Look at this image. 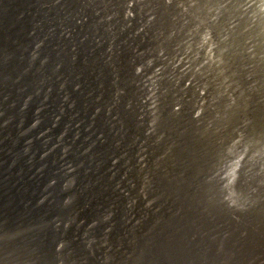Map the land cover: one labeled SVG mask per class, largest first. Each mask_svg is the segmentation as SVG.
I'll use <instances>...</instances> for the list:
<instances>
[{"label": "bare ground", "instance_id": "1", "mask_svg": "<svg viewBox=\"0 0 264 264\" xmlns=\"http://www.w3.org/2000/svg\"><path fill=\"white\" fill-rule=\"evenodd\" d=\"M165 1L166 0H0V264H17V262H18L17 257L19 255V253L17 255H16V253L23 250V249H26L27 251H29V255H30V256L29 255L26 256V257H29L28 262L26 264L34 263V260L37 261L38 264H66V261L70 255L69 250H71V249H74L75 251H77L79 253L82 251L87 252V256H86L87 259L85 260L86 264H110V263L111 264H143V262L145 263V261H149V260H150V264H259L258 261L261 258H264V219L261 218V214L259 215L257 212H254V210H256V209H254V210L252 209L255 206L254 203H253L254 206H252L251 203L247 201L248 205L246 204L247 203L246 202V203H244V204H246L245 206L249 207V203H250V205H251L250 209H252V210L243 209V212H239L240 210L237 208L238 206L236 207V204H234L235 202H238V204L240 205L241 203L238 200L236 201L232 198L235 202L230 203V201H233V200H230L227 198H226L227 200H222L221 198L220 199L217 198V196H214V194L216 192L213 189L216 188L218 185L215 184L216 187H214V188L212 187V190L214 191V194H213L210 185H208V182L206 181V179H207V178H205V177H207L206 175L207 174L210 175L209 173H206V171H204L205 168L208 167L207 166L208 163L206 164L207 161L205 158L209 156L206 153L207 150L210 151L211 150L210 147H212L210 144H209L210 146L208 145V142H210V141H207V144H206V140H205L204 144H206L208 146V149H206V152L204 151V148H203L205 145L200 146L201 145L200 143H202L201 140H203V142H204V139H201V138H203L204 135L203 136L201 135L202 137L198 138L200 140V143H197V141H198L197 138L195 139V142L193 143V140H192L193 136L191 134H193L192 129L194 127L192 125H191L192 129L190 128L191 129L190 132L192 131L190 134L192 136V139L190 138L191 136L189 137L190 140H192L191 142L188 141L189 135L186 136L187 138L183 137L182 134H181L182 137H179V139L181 138L183 140L182 144H181L182 140H180V142L178 141L181 144V147L184 145L183 143H186V145H184V147H182V148L180 146H179L180 147L179 148L177 146L173 147L170 145L173 143L170 141L171 137L172 138L175 137L178 139V135L180 134L176 127H175L176 129L173 128L176 134H174L173 130L170 131L172 134L175 135L174 137L170 136L171 134L170 135L167 134V133H169V130L167 129L168 127H164L165 129H167V132H164V133H166L165 137H167L166 135L170 136V138L168 137L169 142H166L167 140L162 139V138H164V136L161 137V135H159L160 137H158L157 134L159 132L155 135L156 131L159 128L162 130L163 125L159 124L160 126L159 125L157 126V119H158V113H159L158 107L159 106L158 107L156 106L158 104V101L154 99L156 95L153 98V93H155L156 91L152 92V90H151L152 87L147 84L148 79L151 80L150 76H148V75L155 72L154 70H157V72H158L157 68H159V66H160L158 64H160V63L162 64V62L164 64L166 62V61L164 62L166 56H164V58H163L162 53L164 51H166V50L163 51V48L165 49V47H167L168 40L165 38V36L163 34L165 33V31L168 32L170 30L175 32V30H172V28H174L173 27V26H175L174 24L177 23L175 21V23L172 24V22H174V21L171 19L174 16L173 14L175 11L172 14L170 12V8L168 6V3H166ZM187 6H186V8H187ZM248 9H250V8H248ZM261 9H263V8L261 7ZM261 9H259V10L261 11ZM192 15H190V16H192ZM209 16H210V14H209ZM236 16L238 17V15H236ZM179 17H181V16H179ZM189 17H187V19ZM177 18L174 17L175 20ZM180 19H182V18H180ZM201 19H202V17H201ZM189 20L191 21L192 19H189ZM204 20H206V19H204ZM180 21L181 20H179L178 23H180ZM213 21H214V19H213ZM235 21H234V23H235ZM184 22L187 23V20ZM238 22L236 21V23H238ZM202 23H204V21ZM202 23H201V25H202ZM170 24H172V27H170L171 28L170 30H167L168 26ZM188 24L191 25V23H188ZM188 24L186 25L184 23V25H186L187 30L190 29V27H193V26H189ZM193 24L194 23H192V25ZM255 24H254V27H255ZM194 25H196V24H194ZM220 25H222V23ZM177 26H180V25H177ZM188 26H189V28H188ZM251 26H248V27H251ZM183 27H185V26H183ZM200 27H201V30H203L202 29L203 27L202 26H200ZM205 27H206V25H205ZM179 28H182V27H179ZM209 28H211V26ZM252 28H253V26H252ZM252 28H250V29H252ZM29 29H30V31H29ZM184 29L185 28H183V31H184ZM250 29H248L247 31L249 32ZM255 29H257V28L255 27ZM255 29H253V30H255ZM180 30L176 29V31L179 35L181 33ZM192 30H193V28H192ZM243 30H244V28H243ZM179 31H180V33H179ZM189 31H187L186 34H188ZM220 31H221V29H220ZM257 31H259V30H257ZM184 32H186V31H184ZM191 32H193V31H191ZM262 32H263V30H262ZM194 33H196V32H194ZM241 34L242 33H240V35ZM167 35H170V34H167ZM179 35H178V37L180 38ZM182 35H181V37L183 38ZM189 35L190 36L187 37V39L189 38L188 41L190 40L192 33ZM194 35L197 36L196 34H194ZM194 35L190 41L192 42V40L195 39V41H193V42L196 43V38H194L195 37ZM202 35L204 36V34H202ZM243 35H245V34H243ZM243 35H241V36H243ZM248 35H249V33H248ZM255 35H256V33H255ZM184 36H186V35L184 34ZM260 36L262 37L263 35L260 34ZM260 36H257V39ZM178 37H176V38H178ZM206 37H207V33H206ZM211 37H210V35H208V38L206 39V41H208L210 39L209 40V43H210L211 40L213 39ZM234 37L238 38L237 36H234ZM246 37H248V36L246 35L245 38ZM15 38L18 39V41H15ZM173 38H174V34H173ZM173 38H171V39H173ZM226 38H228V37H226ZM183 39H185L184 41L187 40L186 37ZM198 39L199 38H197V40ZM246 39L248 40V38H246ZM249 39H250V37H249ZM262 39H264V36ZM177 40L179 41L180 39H177ZM177 40H174V42L175 41L177 42ZM202 40H204V37L202 38ZM258 40H260V38ZM228 41H229V39H228ZM234 41L235 40H233V42ZM239 41H240V39H239ZM254 41L255 40H253V44L255 43ZM21 42H22V45L20 44ZM169 42H170V40H169ZM189 42H186V43H189ZM191 42H190V45H192ZM231 42H232V40H231ZM231 42L229 41L230 44H232ZM241 42H242L241 44H243L242 40H241ZM247 42H249V41H247ZM260 42L261 41H259V43ZM31 43H32V46H31ZM41 43H43V44H41ZM197 43H198V41H197ZM197 43H196V45H197ZM214 43H215V41H214ZM71 44H74L75 47H70ZM180 44H181V42H180ZM244 44H246V41L244 42ZM247 44L249 46V43H247ZM262 44L264 45L263 42H262ZM43 45H44V47L41 50V47ZM171 45L172 44H170L169 47L172 48ZM221 45H222V43H221ZM193 46H195V45L193 44ZM213 46H216V44ZM220 46H219V48H220ZM239 46L240 45H238L237 48ZM248 46H247V48H248ZM175 47H177V45L174 46V48ZM180 47L181 46H179V48ZM241 47L243 48L245 46H240V48ZM195 48L199 49V46H196ZM217 48H218V46L216 47V49ZM233 48H235V47H233ZM72 49L74 52H73L72 57L70 59V63H71V69L70 70H74V67L76 69L80 65L79 66L80 70H78L79 73L76 71H71L70 75L73 76L72 79H74V78L77 79L78 77H75L76 75L87 77V78L94 75V74L96 76H98V78L104 84L102 87H100L101 89H100L99 95L102 96L101 93L103 91L104 92L108 91L107 92L108 94L107 93L106 94H107V96H109L110 105L115 106V105L119 104V105H117V107L119 108L118 110L120 112V115H122L123 119L118 121L119 113H118V111H116V107H115L114 111L116 112L117 117L114 118L112 122H110L109 120L103 119V118H106L105 113L102 114L103 117L100 114L98 115V117H102V119H103V120L100 119L96 122L99 125V127L100 128H106V126H108V128H110V130L108 132L109 136L107 139V143L109 144V146H112L113 144L116 143L115 144L116 156H113L112 158H107L102 163L96 164V166H98V167H96V168L92 167L91 169L87 170L86 173H79V180L81 179V181L84 178L89 177L90 174H92V173H90V171H94V174H92V176L95 175L96 173H112L110 175V177H107L106 180L101 179L99 182H95V183L88 182L89 181V178H88V181L87 180L82 181L83 186L81 188H79V190H77V192H75V194L73 193L72 187L70 190V188L67 187L68 188L67 189L64 186V188L61 190V192H59V194L56 195V194H54V189L56 190V188L53 187L55 182H56V181H54L56 179L55 177L58 175V173L60 174V172H61V174L63 175L62 177L64 178V177H66L65 174H68L69 171L72 169V167H70L71 169L68 168L67 172H64V170H57L58 164H61L63 167L66 168V166L69 163H72V162L68 161L70 154H68L66 156L65 152L64 153L59 152V148L61 146V143L63 142V137H64L63 133L67 130L68 125L66 126V128L62 132V135L59 138L60 142L53 144V145H50L51 142H49V140H48L47 134H49V133H47L43 129L46 127L45 126L46 123H47V125L52 124L51 125V128H52V126L55 125V123L57 121L62 120L61 117L56 119V114H55V111L57 110V107L59 105L58 89H55L56 95L53 98H51V97L49 98L50 90L53 88V86L56 87V84H55L56 81L53 80L54 72H53L51 62L54 61L55 64H53V65H56V67H61V69H62L63 68L62 66H65V64L67 63V60L69 58V54L72 53ZM166 49H168V48H166ZM183 49H182V51L185 50V49L184 50ZM203 49H205V48H203ZM222 49L224 51V48H222ZM255 49H257V48H255ZM263 49H264V47H263ZM232 50H234V49H232ZM237 50H236V52H237ZM249 50L251 51L252 49L249 48ZM177 51H179V50L177 49ZM180 51H181V49H180ZM231 51H229V53ZM244 51H246V50L244 49ZM250 51H249V53L251 54ZM256 51H254V52H256ZM261 51H262V49H261ZM41 52L44 53V55H46L47 57L52 56L54 59V60L50 61V63L47 65L46 70L44 68H45V65L48 61L45 60L44 58L41 59L40 64L38 66H35V62H36L37 58H39V55H41ZM171 52H173V51H171ZM171 52H169V53H171ZM186 52H188L187 48H186ZM197 52H199V51H197ZM240 52H241V50H240ZM242 52H243V50H242ZM263 52L264 51H262V53ZM178 53H180V52H178ZM178 53H176V55ZM219 53H224V52H219ZM225 53L228 54V52H225ZM258 53H256V54L258 55ZM168 54H166V55L168 56ZM247 54H248V52H247ZM250 54H248V56ZM171 55H172V53H171ZM171 55H169V57ZM176 55H174V52H173V56L175 57ZM179 55H182V54H179ZM185 55H187V53ZM185 55H184V57H185ZM189 55L191 58L192 57L191 54H189ZM223 55L220 56L221 59H222ZM238 55L239 56H237V55L236 56L238 57V60H239L241 55L240 54H238ZM243 55L246 57V55L244 53H243ZM259 55H260V53H259ZM198 56H200V55H198ZM225 56H226V54H225ZM250 56H252V54ZM250 56H249V58H250ZM254 56H252V57H254ZM79 57H81L82 59L79 63H77L76 61H78ZM200 57H203V56H200ZM229 57L232 58L230 55H229ZM245 57H243V58H245ZM262 57H263V55H262ZM262 57L260 60L261 63L264 60V57L263 58ZM186 58H188V57H186ZM196 58H197V56H196ZM246 58H248V57H246ZM172 59H174V58L172 57ZM181 59H182V57L180 58V60ZM224 59H226V58H224ZM241 59H240V61H241ZM255 59H256V57H255ZM255 59L253 58L254 61H255ZM166 60H169V58ZM180 60L178 61V63L181 62ZM214 60H215V58H214ZM204 61L202 63H204ZM24 62H25V64L23 65ZM168 62H171V61H168ZM187 62H189V61L187 60ZM212 62L216 63V60L212 61ZM249 62L252 63V60L251 61L249 60ZM191 63H193V61ZM206 63H205V65H206ZM214 63H210V64H214ZM235 63H234V65H235ZM238 63H240V62H238ZM253 63H252V66L254 65ZM197 64L199 66V63H197ZM197 64H196V68H197ZM210 64H209V66H211ZM223 64L225 66V63H223ZM22 65H23V67H22ZM166 65L167 66L170 65V63H168ZM175 65H174V67H175ZM188 65H189V67H191L189 63L187 64V66ZM215 65H218V64H215ZM244 65H245V63L243 64V67H244ZM156 66H158V67L156 68ZM171 66H168V69H171ZM181 66H183V65H181ZM240 66H241V63H240ZM27 67L29 70H25ZM184 67L185 66H183V68ZM201 67H204V66H201ZM256 67H258V66H256ZM256 67H254L253 69L251 68L252 72L254 69L256 70ZM192 68L198 71V68L196 69V68H194V66H192ZM231 68H229V70ZM246 68H248V66ZM261 68L264 69V65H262ZM34 69H35V71H34ZM57 69L59 70L60 68H57ZM159 69H161V67ZM164 69H165V67H164ZM164 69H162V70L164 71ZM168 69L166 68L165 70H168ZM251 69H249V70H251ZM263 69H262V71H263ZM94 70H98V71L95 73ZM140 70L143 71L144 73L143 72L141 73ZM186 70H188V69H186ZM189 70L191 71V69H189ZM218 70H220V69H218ZM240 70L243 72L242 68ZM33 71H34V76L30 74V73H33ZM163 71H161L163 74L159 72L160 74H158L157 76L164 75ZM171 71H173V70L171 69ZM236 71L232 72V74L236 73V75H237L238 71L237 72ZM258 71H259L258 74H262V73L264 74V72H262V71L260 72V70H258ZM157 72H155V73H157ZM169 72L170 71L168 70V74H165V75H169ZM192 72H194V71H192ZM166 73H167V71H166ZM175 73H178V72H174L172 74H175ZM207 73L208 74L210 73L209 67H208ZM218 73H219V71L217 72V74ZM254 73H252V75ZM144 74L146 76H148V79H146V76ZM198 74H199V72H198ZM210 74H213L214 77L216 76L215 75L216 73L214 74V72H212ZM232 74L231 73L228 74V75H231L228 77L231 78ZM234 74H233V77H234ZM178 75H174V76H177V78H179ZM199 75H202V74H199ZM213 75H211V76H213ZM239 75H241V74H239ZM242 75H243L242 78H244V76H246L247 74L245 75V73H244ZM157 76L155 78H157ZM174 76H172L171 79ZM179 76H181V74ZM192 76L194 77V74H192ZM32 77H33V81L31 82ZM196 77H197V75H195L194 78H196ZM216 77H218V76H216ZM216 77H215V79H216ZM224 77H226V76H224ZM252 77H251V75L249 76V78H252ZM160 78L162 79L161 80L162 82L164 80H166V79H163L164 78L163 76ZM174 78H176V77H174ZM181 78H180V80H181ZM183 78H184V76H183ZM187 78L189 79V76ZM199 78H197V79H199ZM237 78L238 77H236V80H237ZM261 78L264 79V77H261ZM190 79H189V83L193 80L192 79L190 81ZM197 79H195V81ZM210 79H212V78H210ZM231 79H232L231 81H233V78H231ZM157 80H159V79H157ZM180 80L179 81L176 80V82L177 81L180 82ZM222 80H224V79L222 78ZM255 80L257 81V79H255ZM151 81H149V82H151ZM185 81L186 80H184V82ZM202 81L200 82V80H198L197 82L198 83L200 82V85H201ZM211 81H213V80H211ZM225 81H226V79H225ZM225 81H223L221 83H224ZM250 81L252 82L251 79H250ZM253 81H254V79H253ZM217 82H218V80H217ZM238 82L239 81H237L236 83H238ZM240 82H241V78H240ZM152 83L153 82H151V84ZM156 83H159V82L156 81ZM198 83H197V85H199ZM211 83H207V85H209ZM225 83L224 84L227 86L228 82H225ZM234 83L232 82L230 84H234ZM253 83H255V82H252V84ZM61 84H65L64 79L61 80ZM154 84H152V85H154ZM174 84H175V82H174ZM184 84H186V83H184ZM205 84L202 87V89L206 88ZM238 84L240 85V83H238ZM243 84H245V82ZM23 85H27L26 91H24V89L21 88ZM165 85H163V86H165ZM178 85L180 86V84H178ZM194 85L196 87H198L196 85V83H194ZM253 85H251V86L254 88L255 86H257L259 84L257 83V85H255V86H253ZM260 85H262V84H260ZM156 86L157 85H155V88H158ZM163 86H161L162 89H163ZM176 86H174L172 89H174ZM184 86H183V88H184ZM149 87H151V88L149 89ZM167 87H170L169 84ZM217 87H219V86H217ZM227 87H229V85ZM240 87H242V85ZM252 87L249 86L250 91H252ZM261 87H264V85ZM261 87L259 86L258 89L259 88L262 89ZM229 88L231 89V87H229ZM162 89H160V91L164 93V91H162ZM202 89H200V91ZM235 89H236V87H235ZM256 89L257 88H255V90ZM157 91H159V90H157ZM174 91L178 92L180 90L174 89ZM205 91H206V89H205ZM218 91H220V89ZM86 92L88 93V91H86ZM173 92H171V94H173ZM185 92L188 93V91H186V88H185L184 92L182 91V93L184 94ZM212 92H213V90H212ZM187 93H185V96ZM204 93H206V92H204ZM198 94H200V92H198ZM250 94H251V92H250ZM250 94H249V96H250ZM91 96L92 95H88L87 97L90 98ZM173 96H174V94H173ZM185 96H184V98L186 99ZM211 96H213V95H211ZM260 96H262V94ZM161 97H162V94H161ZM200 97H199V99H201ZM205 97H206V95H205ZM218 97H221V96L218 95ZM235 97H237V95ZM207 98L208 97H206L204 100H206ZM258 98H256V99L258 100ZM45 99H47V100L45 101ZM246 99H250V98L245 97L244 100H246ZM33 100H34V102H33ZM52 100L53 101L58 100V104L56 105V108H54V109L51 108ZM83 100H84V97L82 95V92H76L74 105L72 107H75L76 110L81 111L83 109V108H81V106L84 105ZM94 100H96V98ZM94 100L89 99L88 103H92V102L94 103ZM134 100H135V105L131 106L130 104ZM159 100H160V98H159ZM164 100H165V97H164ZM177 100H179V99H177ZM196 100H197V98H196ZM210 100H212V98ZM253 100H250V101L253 102ZM174 101H175V99L172 98V103ZM201 101H203V100L201 99ZM201 101L199 100V103ZM32 102H33V106L30 105V104H32ZM95 102H97V100ZM205 102H209V105L212 106L210 101H205ZM212 102H214V101H212ZM231 102L233 103L234 101H231ZM46 103L48 104L47 105L48 106L47 111L43 113L42 118H41L39 116V113H41V110L44 108L43 105ZM56 103H57V101H56ZM182 103H186V102L183 101ZM182 103H178V104H181V106H182ZM202 103H204V102H202ZM202 103H201V105H203ZM220 103L222 104V102H220ZM227 103H229V101ZM235 103H237V102L235 101ZM166 104L168 105V103H166ZM175 104H173V108H174V106L177 105V104L176 105ZM204 104H206V103H204ZM234 104L232 106L233 108L235 106H238V105H236V104L234 105ZM169 105H170V103H169ZM190 105H192V104L190 103ZM196 105L197 104H195V107H196ZM206 105H208V104H206ZM228 105L226 107H229ZM183 106H182V108L184 110ZM203 106H205V105H203ZM240 106H242V105H240ZM243 106H245V108H246L245 103L243 104ZM251 106H252V104H251ZM259 106H261V105H259ZM259 106L257 108H259ZM168 107L171 108L172 104ZM168 107H167V109H168ZM176 107H178V105ZM176 107H175V109H176ZM199 107H200V105H199ZM207 107H208V109L209 108L211 109V107L206 106V108ZM173 108L171 109V111L175 112V111H173V110H175ZM204 108L205 107H203V109ZM250 108L248 109V113L252 112L249 110H252V108H254V107H252L251 109ZM165 109L166 108H164V110ZM179 109H180V106L178 107L177 110H179ZM200 109H202V108L200 107ZM200 109H198V111ZM205 109H204V111H205ZM214 109H212V111ZM223 109H228L229 111H231L229 108H223ZM223 109L222 110L219 109V110H221V113H222ZM26 110L27 111L32 110V112H33L32 121H30L31 114H27ZM168 110H166V111H168ZM233 110L231 112H233ZM111 111H113V109H111ZM114 111H113V113H114ZM198 111H196V112H198ZM239 111H242V110H239ZM163 112H165V111H163ZM163 112L160 113L162 115L159 114L160 117L163 116ZM172 112L169 113V111H168V115L171 114ZM206 112H207L206 116H207V114L209 115L211 113V111H210V113H208V111H206ZM213 112H215V111H213ZM217 112H218V109H217ZM217 112H215L214 115L217 114V116H218L219 114ZM181 113H184V112L181 111ZM192 113L194 114V112H192ZM192 113L188 112V114H192ZM221 113H220V118L222 120V117H224V116H222ZM224 113H225V110L222 114H224ZM244 113H245V110H244ZM61 114H62L61 116H63L66 120L67 117L64 114L63 110L61 111ZM164 114H165V117L168 116L166 113H164ZM211 114L213 115V113H211ZM211 114L209 117H211ZM242 114H243V112H242ZM245 114H247V113H245ZM258 114H260V113L258 112ZM179 115H182V114H179ZM200 115L204 117V115H202V114H200ZM227 115H225V116H227ZM229 115H230V113H229ZM233 115H235V113L232 114V117H233ZM249 115H246V117ZM193 116H195V115H193ZM213 116H212V118H214ZM190 117L192 118V115H190ZM203 117H199V120L202 121L204 119ZM227 117L230 120L232 119V117H229V116H227ZM235 117H236V115H235ZM239 117H240V113H239ZM253 117H254V114H253ZM200 118H203V119H200ZM228 118H226V119H228ZM241 118H242V115H241ZM257 118L258 117L256 114V119ZM251 119H253V118H251ZM8 120H10V122H8ZM165 120H166V118H165ZM199 120L197 122H200ZM213 120L215 121V119H213ZM217 120H219V118ZM205 121H206V119H205ZM205 121H204V123L206 124ZM246 121H247V119H245L244 122H246ZM168 122H170V121H168ZM168 122L166 124H168ZM194 122H195V120H194ZM211 122L212 121H210V123ZM227 122H228V120H227ZM247 122H250V120ZM170 123L173 124V122H170ZM215 123L217 124L218 122H215ZM223 123L224 122H221V123L219 122V124H223ZM229 123L226 124V122H225V125H227V126H225V125L224 126L228 127V125L229 126L232 125L231 121ZM233 123H234L233 124L234 126L232 125V127L234 128L235 122H233ZM29 124H31V125H29ZM176 124H178V123H176ZM189 124H192V123H189ZM189 124L185 125V127L183 125L182 127L187 128V126L189 127ZM199 124H202V122ZM262 124H264V123H262ZM262 124L260 123L259 125H262ZM173 125H175V124H173ZM212 125H214V124H212ZM212 125L209 127L208 123H207L205 130L207 131L208 128L211 129ZM237 125H238V122H237ZM240 125L241 124L239 123L238 126H240ZM242 125H244V123ZM29 126H32V127L28 129ZM161 126H162V128H161ZM164 126H166V125L164 124ZM194 126H196V125H194ZM217 126H219V125H217ZM170 127L171 126H169V128ZM200 127L203 128L202 125ZM216 127H215V130L213 129L212 133H214V131H218L216 129ZM232 127L230 126L231 130H232ZM246 127H247V124H246L245 128ZM51 128L48 130H51ZM127 129H129V130L131 129V131H134L133 132L134 134H132L133 140H127L128 138H130V134L128 133ZM165 129H164V131H165ZM195 129L197 131L198 128H195ZM262 129H264V128H262ZM223 130H222V132L224 133V131L226 129L224 131ZM235 130L238 131L239 129L235 128ZM240 130L246 131V130L241 129V128H240ZM200 131H202V130H199V132ZM206 131H202V133L206 132ZM162 132H163V130H162ZM162 132L160 131L161 134H162ZM184 132L190 133L189 129H185ZM227 132L228 131L226 130L225 134ZM111 133H113V134L111 135ZM186 133H184V134L186 135ZM195 133L193 134L194 137H196ZM217 133L220 135L221 131H220V133H219V131ZM240 133H241V131H240ZM240 133L238 132L239 137L241 138L242 135ZM229 134L230 135H228V136H229V138H231L232 136H234L235 133L233 135H231V133L229 131ZM242 134H245L244 136H246V137L248 135L247 132L242 133ZM211 135H209V136H211ZM207 136L208 135L206 134L205 137H207ZM223 136H226V135H223ZM223 136L221 135L222 139H223ZM218 137H220V136H218ZM226 137H225V139L228 138V137L227 138ZM239 137L235 136L236 139ZM259 137H260V135H259ZM184 138L188 139V140H184ZM229 138L227 140L230 143L231 140H229ZM247 138H246V140H247ZM177 139H175V140H177ZM206 139H208V138H206ZM233 139H234V137L232 138V140ZM243 139H244V141H246L245 137ZM260 139H262V141L261 140H259V141L263 142L264 137H262ZM175 140H172V141L175 142ZM227 140H225L226 141L225 142L226 145L224 144L225 147L228 144ZM184 141H186V142H184ZM187 141L189 142V144H187ZM233 141H237V140H233ZM178 142H175L176 145L177 144L180 145ZM191 143H192V145H191ZM124 144H126V145H124ZM133 144L136 145V147L134 148L135 151L129 152L128 147L133 149ZM220 144L221 143H218V145H220ZM232 144H233V142L231 143V145ZM251 144H250V146H251ZM259 144H256L255 146L258 145L257 147H259ZM222 145H223V143H222ZM224 145H223L222 149L225 148ZM231 145L228 144V146L232 147L230 149H234L233 146L235 144H233L232 146ZM262 145H264V144H262ZM207 146H205V148H207ZM235 147H238V146L236 145ZM257 147H253V148H257ZM261 147L262 148L259 147L260 149H256V150H259V154H260V150L262 149L261 150V151H263L262 155L264 156V154H263L264 148H263V146H261ZM126 149H127V151H126ZM226 149H227V147H226ZM230 149L228 147L227 150H225V149L221 150V151H224L226 153L223 152L224 154L220 155L219 157L220 158H221V156L226 157V154L227 155L230 154L229 152L233 153L234 151H232V150L229 151ZM236 149L237 148H235V150ZM241 149L243 150V148H241ZM250 149H252V148H250ZM242 150H239V151L241 152ZM256 150H254V151H256ZM227 151L229 154L227 153ZM251 151H253V149ZM256 152H258V151H256ZM129 153H134L135 158L131 159L132 162H130ZM235 153L236 154H234V153L233 154L237 155V152H235ZM241 153H240V158H241V156L244 155V154L242 155ZM243 153H244V151H243ZM233 154H231V155H233ZM252 154L254 155L255 152L254 153L252 152ZM259 154H257L256 156L254 155V157L251 155H245L243 157L246 158V156H251L253 158H251V157L250 158L255 160V157H257ZM196 155L197 156L201 155V156L199 158ZM262 155H260V156H262ZM212 156H213V154H212ZM230 156H227L226 158H228ZM238 156H239V154H238ZM238 156H235V157L238 158ZM103 157H104V155H103ZM210 157L207 159H210ZM235 157H233V160ZM216 158H217V156H216ZM82 159L83 158H79V162L77 164V166H78L77 169L84 168V166H85L84 160H86V158H84L83 160ZM229 159L230 158H228V160ZM258 159H260V162H261V159L263 160L264 157L257 158L256 160H258ZM123 160H125V161H124L123 165H121ZM67 161H68V163H67ZM214 161H219V159L218 160L214 159ZM214 161H212V162H214ZM221 161L224 162L222 159H220V161L216 162L215 164H217V165H218V163L221 164L222 163ZM225 161H227V159ZM232 161H230V164L231 163L233 164L234 161L233 162ZM238 161H241V159L239 160V158H238ZM247 161H249V160H247ZM263 161L261 163L259 161H255V162L260 163L262 165V164H264ZM109 162H111V164H109ZM252 162L255 163L253 160H252ZM236 163H238V162H236ZM245 163H243V164H245ZM253 163L250 165L252 166ZM91 164H93V163H91ZM91 164H89V168L91 167ZM108 164H109V166H108ZM220 164H219V166H220ZM224 164H225V162H224ZM224 164H222V168H224L223 167ZM230 164H228V165H230ZM212 165H213V163H212ZM238 165H239L238 167H241L242 164L238 163ZM254 165H258V164L255 163ZM214 166H216V165H214ZM219 166H216V168L218 167L217 170L220 169L221 166L220 167ZM230 166H232V165H230ZM259 166L260 165H258L257 168ZM105 167H107V168H105ZM147 167H149L150 169H149V171L145 172V168H147ZM235 167H237V166L234 165L233 168H235ZM263 167H264V165L261 166V168H263ZM43 168H45V169H43ZM115 168H116V170L112 171ZM229 168H230V170H227L228 168L227 169L225 168V169L227 171H233V170H231V167H229ZM246 168H248V167L244 166V170ZM86 169H88V168H86ZM212 169H214V168L212 167ZM255 169H256V166H255ZM217 170L214 169L213 172H216ZM244 170L242 172L247 173V169H246V171H244ZM260 170H262V169H260ZM260 170H258V171L261 172ZM201 171L202 172L204 171V173H206V174H204L205 177L202 176L203 174L201 175V173H202ZM220 171H223V169L222 170L220 169ZM239 171L241 172V170H239ZM258 171H256V172L259 173ZM224 172H226V171H224ZM236 172H237V170H236ZM251 172L253 173V171H250L247 173L248 179H249V174H251ZM55 173H57V174H55ZM128 173H135V176L130 179L129 178L130 175H128ZM149 173H151V175H149ZM217 173H219V172H217ZM232 173L230 172L229 174L231 175ZM262 173H263V171H262ZM262 173H260L259 175L264 176V174H262ZM82 174H85V176H87V177H83ZM215 174L216 173H214V177H217L218 174H216V175ZM224 174L225 173H223L222 175H224ZM240 174L242 175V173H240ZM254 174L256 175L255 172H254ZM77 175H78V173H77ZM237 175H239V173ZM237 175H236V178H239L240 175L238 177H237ZM258 176H257V178H260V176L259 177ZM219 177H221V172L219 174ZM225 177L226 176L224 175V178ZM233 178L235 179L234 176H233ZM241 178H242V176H241ZM241 178H240V180H242ZM257 178H256V182L255 181H253V182L257 183ZM213 179H212V182H214V180L217 181V179H214V180ZM251 179H252V177H251ZM253 179L255 180V177ZM51 180H53V182ZM72 180H73V184H74L76 177L73 176ZM218 180H220V179L218 178ZM228 180H229V178H228ZM231 180H233V179L231 178L229 181H231ZM237 180H239V179H237ZM244 180H246V179L242 180V184L243 183H244V185H246L247 183L250 184L249 183L250 180L248 182L246 181V184H245V182H243ZM260 180L264 183V181L261 178H260ZM221 181L222 180H220L219 183H217V184H220ZM224 181H225V179H224ZM113 182H114V185H113ZM210 182L211 181L209 180V183ZM232 182H231V184H232ZM67 183L68 182L66 180L65 185ZM118 183H120L124 187H126L122 191V193L119 197L116 196V191L118 189V188L116 189V186ZM135 183H137V184L135 185ZM223 183H225V185H227L226 184L227 182H223ZM233 183H235V182H233ZM145 184H147V186ZM236 184H234V185H236ZM257 184H259V183H257ZM137 185H138V189L136 188ZM211 186H213V184ZM219 186L222 187L223 185H219ZM227 186H226V188H225V186L223 188H225V190H226V189H228ZM141 187H142V189H145V190H147V188H148L147 191H149V193L151 192L152 194H154L155 197H157L158 199H161L163 201V205L168 204L167 211H170V215H167V214L161 215L160 221L157 222L155 224V227L152 229L149 226L151 223L144 225V229L142 231V234L140 235L139 245H140V248L142 249V252H140V257L135 258L131 254L127 255L125 251H123L124 254L123 253L115 254L116 252H114V254H115L114 255L113 251H112V253L110 252V249L113 245H111V247H110V245H108L109 247L108 246L104 247L103 245H99L100 247H104L103 248L104 253L99 252L98 243L99 242L101 243L103 240L97 241L94 238L91 239V235H93V236L97 235L98 231L103 229L104 239L110 240L111 241L110 244H113L114 243L113 238L114 237L116 238V234H115V236H113L115 226L113 223H110L109 221L111 218L116 217V205L118 203V200H121V198L125 199L126 205L129 206V208L132 207L134 204L138 205V207H141L140 202H139V197L141 195V192L139 193V191L141 190L140 189ZM241 187L242 186H240V188ZM245 187H247V186H245ZM248 187H250V186L248 185ZM223 188L221 190H223ZM230 188H234L237 191V187L236 188L230 187ZM255 188H257V187H255ZM261 188L258 187L257 189L261 191ZM243 189L245 190V188H243ZM250 189H251V187L247 190L249 191ZM257 189H255L253 191L257 192ZM66 190H67V193H66ZM218 190H220V189H218ZM218 190H217L218 193L221 192ZM231 190L234 191L233 189H231ZM56 192H57V190H56ZM247 192L242 191L241 193L246 194ZM262 192H260L259 194H261ZM83 193L85 194V197H84ZM218 193H216V194H218ZM229 193H228V196H229ZM251 193L252 192H250V194ZM232 194H234V193L232 192ZM224 195H226V194H224ZM237 195L241 196L240 193L239 194L237 193ZM76 196H77L78 200H80L79 203H80L81 210H79L74 204ZM218 196H220V195H218ZM239 196H237V198ZM255 196L257 197V194L254 195L253 197L255 198ZM105 197H106V199H105ZM253 197H252V199H254ZM261 197H257V198L261 199ZM230 198H231V196H230ZM240 198L241 197H239L238 199H240ZM249 198H251V196ZM257 198H256V201L258 200ZM241 199H243V197ZM248 199L246 196V200H248ZM260 199L258 201L262 200V199L261 200ZM263 200H264V198H263ZM104 201H106V202L103 203ZM256 201H254V202H256ZM243 202H244V200H243ZM261 202H263V201H261ZM100 203H103L102 207H98V205ZM106 204L109 206V208H107L105 211L106 217L101 218L102 213H103L101 211V209ZM258 205H259V203H258ZM258 205H257V207H258ZM260 206H261V204H260ZM69 207H72V213H70L68 211ZM263 207H262V209H263ZM255 208H256V206H255ZM107 210H108V212H107ZM140 210H142V209H140ZM145 213L148 214L149 211L145 212ZM261 213H263V212L261 211ZM71 214H72V216L69 218V216ZM149 215H152V214L150 213ZM232 215H234L235 218L228 220L230 218V216H232ZM146 217H147V215H146ZM68 218H69L68 224H66L64 228L60 229L61 227L59 225H62V221L63 220L65 221V219H68ZM11 219H13V220L11 221ZM129 219H130V215L127 213L126 214V221H128ZM79 221H82L81 226L77 225V223ZM115 224H116V220H115ZM109 226H113V229L110 228L111 229L110 231H106V229ZM34 227H36L37 229ZM225 227H227V228L229 227L232 230H228V231L226 230L225 231L224 230ZM32 252H34V255H31ZM262 263H264V262H262Z\"/></svg>", "mask_w": 264, "mask_h": 264}, {"label": "rangeland", "instance_id": "2", "mask_svg": "<svg viewBox=\"0 0 264 264\" xmlns=\"http://www.w3.org/2000/svg\"><path fill=\"white\" fill-rule=\"evenodd\" d=\"M186 3H185V2ZM188 1V2H187ZM241 1V2H240ZM166 3H168V6H169V8H170V12L173 14V12H174V16L172 17V19L171 20H173L174 22H172V24L173 23H175V21L177 22V23H175L174 25L177 27H175V26H173L174 28H172V30H175V32L174 31H171L170 29V27H172V24H170L169 26H168V29L167 30H170V31H165V33L163 34L164 36H165V38L168 40V45H167V47H165V49L163 48V51L164 50H166V51H164L163 53H162V57L164 58V56H166L165 57V60H164V64H163V62H162V64L160 63V64H158V65H160L159 66V68L161 67V69H159V68H157L158 66H156V68L158 69V72H157V70H154L155 72H157V73H155V72H153V73H151L150 75H148V76H150V79L152 80H149L148 79V76H146L145 74V76H146V79H148V85L149 86H151V87H149V89L151 88V90H152V92L154 91H156L155 93H153V98H154V96H155V100H157L158 101V104L156 105L157 107H158V119H157V126L160 124H162L163 125V128H162V126H161V128H162V130H163V132H162V130L159 128L157 131H156V133H155V135L157 134L158 135V137H160L159 135H161V137L162 136H164V138H162V139H164V140H167L166 142H169L168 140H169V138H170V136H175L174 134H176L175 133V131H174V129L173 128H177V130L179 131V135H178V139H179V137H182V135H183V137H185V138H187L186 136H188V138L192 135L193 136V139H192V136L190 137L192 140H193V143L195 142V139L197 138H201L203 135V138H201V139H204V142H203V140H201V142L203 143H200V140L198 139V141H197V143H200L201 145L200 146H207L206 144H207V141H210V142H208V145L210 144L212 147H210L211 148V150L209 151V150H207V152H206V149H208V146H207V148H205V146L203 147L204 148V151L207 153V155H209L208 157H206L205 159H206V164L208 163V167H206L205 168V170L204 171H206V173H209L210 175H206L207 177H205V175L204 174H206V173H204V171L201 173V175L202 176H204L205 178H207L206 179V181L208 182V185H210V187H211V190H212V187L214 188V187H216V185H218L216 188H214L213 190L216 192V193H218L217 192V190L218 189H220V190H218V191H221V192H219L218 194H214V191L212 190V193L214 194V196H217V198H221L222 200H227V199H230V200H238L241 204H243V205H239L238 204V202H235L234 200L233 201H230V203H234V204H236V207L239 209V210H243V209H248V210H254V209H256V210H254V212H257L259 215L261 214V218L262 219H264V200H263V198H264V183L260 180V178L264 181V176L263 175H259L260 173H262V171H263V173L262 174H264V167L263 168H261V166H263L264 164H260L263 160L261 159V162H260V159H258V160H256L257 158H260V157H264L263 155H262V152L263 151H261L260 150V154H259V150H256V149H260V148H262L261 146H263V148H264V145H262V144H264V139H263V142H261L262 141V139H260V138H262V137H264V129H262V128H264L263 126H264V124H262V123H264V87H261V86H263L264 85V79L263 78H261V77H264V74L262 73V74H258L259 73V71L258 70H260V72L262 71V69L263 68H261V66L262 65H264L263 63H264V60H263V62L261 63V57H262V55H263V57H264V52L262 53V51H264V49H263V47H264V45L262 44V42L264 43V39H262L263 38V36H264V0L262 1V0H166L165 1ZM250 2V3H249ZM189 3V4H188ZM242 3V4H241ZM261 3V4H260ZM186 4V5H185ZM177 5V6H176ZM188 5V6H187ZM220 5V6H219ZM249 5V6H248ZM176 6V7H175ZM186 6H187V8H186ZM196 6V7H195ZM248 6V7H247ZM257 6V7H256ZM178 7V8H177ZM186 9H185V8ZM191 7V8H190ZM222 7V8H221ZM252 7V8H251ZM261 7L263 8V9H261ZM174 8V9H173ZM248 8H250V9H248ZM180 9V10H179ZM200 9V10H199ZM259 9H261V11L259 10ZM188 12H187V11ZM232 10V11H231ZM241 10V11H240ZM257 10V11H256ZM259 10V11H258ZM185 11V12H184ZM198 11V12H197ZM254 12V13H253ZM263 12V13H262ZM181 14V15H180ZM189 14V15H188ZM193 14V15H192ZM195 14V15H194ZM209 14H210V16H209ZM230 14V15H229ZM260 14V15H259ZM177 15V16H176ZM181 16V17H179V16ZM190 15H192V16H190ZM197 15V16H196ZM199 15V16H198ZM222 15V16H221ZM236 15H238V17L236 16ZM240 15V16H239ZM190 16V17H189ZM216 16V17H215ZM221 16V17H220ZM260 16V17H259ZM174 17H178L176 20L174 19ZM187 17H189L188 19H187ZM196 17V18H195ZM201 17H202V19H201ZM213 17V18H212ZM235 17V18H234ZM251 17V18H250ZM180 18H182V19H180ZM194 18V19H193ZM189 19H192L191 21L189 20ZM196 19V20H195ZM204 19H206V20H204ZM213 19H214V21H213ZM221 21H220V20ZM239 19V20H238ZM256 19V20H255ZM262 19V20H261ZM179 20H181L180 21V23H178L179 22ZM187 20V23L186 22H184V21H186ZM200 22H199V21ZM204 21V23H202L203 21ZM208 20V21H207ZM224 20V21H223ZM238 22V23H236V21ZM234 21H235V23H234ZM241 21V22H240ZM255 21V22H254ZM211 22V23H210ZM218 22V23H217ZM222 23V25H220L221 23ZM184 23L187 25L188 23H191V25L190 24H188L189 26H193V27H190V29H188L187 30V28H186V25H184ZM192 23H194V24H196V25H192ZM201 23H202V25H201ZM257 25H256V24ZM206 25V27H205V25ZM253 26V28H252V26ZM254 24H255V27L257 28V29H255V27H254ZM260 24V25H259ZM177 25H180V26H177ZM211 26V28H209L210 26ZM219 27H218V26ZM238 25V26H237ZM183 26H185V27H183ZM189 26H188V28H189ZM200 26H202L203 28V30H201V27ZM237 26V27H236ZM248 26H251V27H248ZM261 26V27H260ZM179 27H182V28H179ZM178 30H180L181 31V33H180V31H179V33H180V35L177 33V31H176V29ZM183 28H185L184 29V31H186V32H184L183 31ZM192 28H193V30H192ZM199 30H198V29ZM205 28V29H204ZM243 28H244V30H243ZM250 28H252V29H250ZM262 28V29H261ZM207 29V30H206ZM212 29V30H211ZM220 29H221V31H220ZM241 29V30H240ZM248 29H250L249 30V32L247 31ZM253 29H255V30H253ZM190 30V31H189ZM196 30V31H195ZM240 32H239V31ZM243 30V31H242ZM257 30H259V31H257ZM262 30H263V32H262ZM187 31H189L188 32V34H186L187 33ZM191 31H193V32H191ZM202 31V32H201ZM205 31V32H204ZM238 31V32H237ZM254 31V32H253ZM256 31V32H255ZM170 32V33H169ZM174 32V33H173ZM194 32H196V33H194ZM245 32V33H244ZM192 33V35H191V37H190V40L193 38V35L194 34H196L197 36H195L194 38H196V43H197V41H198V43H197V45H196V43L195 42H193V41H195V39H193L192 40V42H191V44L192 45H190V42L188 41V39H187V37H189L190 35L189 34H191ZM200 33V34H199ZM206 33H207V37H206ZM226 33V34H225ZM240 33H242L241 35H243V34H245V35H243V36H241L240 35ZM248 33H249V35H248ZM255 33H256V35H255ZM167 34H170V35H167ZM173 34H174V38H173ZM183 34V35H182ZM184 34L186 35V36H184ZM199 34V35H198ZM202 34H204V36L202 35ZM219 34V35H218ZM238 34V35H237ZM260 34H262L263 36L261 37L260 36ZM178 35L180 36V38L178 37ZM181 35L183 36V38H185L186 37V41H184L185 39H183L182 37H181ZM201 35V36H200ZM208 35H210V37L211 38H213L212 40H211V42L209 43V40L208 41H206V39L208 38ZM240 35V36H239ZM248 36V37H246V38H248V40L245 38V36ZM204 37V40H202V38ZM233 36V37H232ZM234 36H237L239 39H240V41H239V39L238 38H236V37H234ZM252 36V37H251ZM257 36H260V37H258V39L260 38V40H258L257 39ZM173 38V39H171V38ZM176 37H178V38H176ZM226 37H228V38H226ZM249 37H250V39H249ZM169 38V39H168ZM176 38V39H175ZM182 38V39H181ZM197 38H199L198 40H197ZM233 38V39H232ZM236 38V39H235ZM177 39H180L179 41L181 42V44H180V42L177 40ZM226 39V40H225ZM228 39H229V41L231 42V40H232V44H230L229 43V41H228ZM231 39V40H230ZM238 39V40H237ZM169 40H170V42H169ZM174 40H177V42L175 41L174 42ZM233 40H235L234 42H233ZM241 40L243 41V44H241L242 42H241ZM253 40H255L254 42V44H253ZM263 40V41H262ZM172 41V42H171ZM204 41V42H203ZM214 41H215V43H214ZM237 41V42H236ZM246 41V44H244V42ZM247 41H249V42H247ZM259 41H261L260 43H259ZM186 42H189V43H186ZM207 42V43H206ZM258 42V43H257ZM177 43V44H176ZM221 43H222V45L224 46H222L221 45ZM226 45H225V44ZM229 43V44H228ZM234 43V44H233ZM247 43H249V46H248V44ZM170 44H172L171 46H172V48L171 47H169L170 46ZM180 44V45H179ZM193 44L195 45V46H193ZM206 44V45H205ZM209 44V45H208ZM216 44V46H213V45H215ZM240 45V46H245V47H241L240 48V46L237 48V46L238 45ZM259 44V45H258ZM177 45V47H175L174 48V46H176ZM183 45V46H182ZM205 45V46H204ZM213 47H212V46ZM222 47H221V46ZM229 45V46H228ZM253 45V46H252ZM179 46H181L180 48H179ZM196 46H199V49L197 48H195ZM218 46V48L216 49V47ZM219 46H220V48H219ZM228 48H227V47ZM231 46V47H230ZM247 46H248V48H247ZM255 46V47H254ZM258 46V47H257ZM185 47V48H184ZM211 47V48H210ZM231 49H230V48ZM233 47H235V48H233ZM252 47V48H251ZM166 48H168V49H166ZM174 48V49H173ZM185 50H184V49ZM186 48H187V51L189 52H186ZM202 48V49H201ZM203 48H205V49H203ZM215 48V49H214ZM222 48H224V51H223V49ZM226 48V49H225ZM249 48L250 49H252L251 51L249 50ZM255 48H257V49H255ZM177 49L179 50V51H177ZM180 49H181V51H180ZM182 49L185 51H182ZM219 49V50H218ZM222 49V50H221ZM230 49V50H229ZM232 49H234V50H232ZM238 49V50H237ZM244 49L246 50V51H244ZM248 49V50H247ZM255 49V50H254ZM261 49H262V51H261ZM168 50V51H167ZM209 50V51H208ZM232 50V51H231ZM236 50H237V52H236ZM240 50H241V52H240ZM242 50H243V52H242ZM260 53V55H259V53L257 52V51ZM171 51H173L174 52V55H176V53H178V52H180V53H178L175 57L173 56V52H171ZM197 51H199V52H197ZM217 51V52H216ZM229 51H231L230 53H229ZM249 51L251 52V54H252V56H254V57H252V56H250L251 54L249 53ZM254 51H256V52H254ZM169 52H171L172 53V55H171V53H169ZM182 52V53H181ZM216 52V53H215ZM219 52H224V53H219ZM225 52H228V54L227 53H225ZM247 52H248V54H250L249 56H250V58H249V56H248V54H247ZM253 52V53H252ZM169 53V54H168ZM187 53V55H185ZM243 53L246 55V57H248V58H246L244 55H243ZM256 53H258V55L256 54ZM166 54H168V56L166 55ZM179 54H182V55H179ZM189 54H191V58H190V55ZM224 54V55H223ZM225 54H226V56H225ZM239 56L238 54H240L241 56H240V58H239V60H238V57L236 56ZM169 55H171L174 59H172V57L170 56L169 57ZM184 55H185V57H184ZM198 55H200V56H203V57H200V56H198ZM207 55V56H206ZM223 55V57H222V59H221V57L220 56H222ZM229 55L232 57V58H230L229 57ZM196 56H197V58H196ZM215 56V57H214ZM228 56V57H227ZM234 56V57H233ZM245 57V58H243V57ZM182 57V59L180 60V58ZM186 57H188V58H186ZM195 57V58H194ZM199 57V58H198ZM255 57H256V59H255ZM260 57V58H259ZM262 57V58H263ZM169 58V60H166V59H168ZM201 58V59H200ZM214 58H215V60H216V63H214V62H212V61H215L214 60ZM224 58H226V59H224ZM236 58V59H235ZM242 58V59H241ZM253 58L255 59V61L253 60ZM172 59V60H171ZM181 61L180 63H178V61L179 60ZM189 61V62H187V60ZM231 59V60H230ZM240 59H241V61H240ZM244 59V60H243ZM248 59V60H247ZM174 60V61H173ZM198 60V61H197ZM205 60V61H204ZM234 60V61H233ZM236 60V61H235ZM247 60V61H246ZM249 60L251 61L252 60V63L254 64L253 66H252V63L251 62H249ZM258 60V61H257ZM168 61H171V62H168ZM193 61V63H191ZM204 61V63H202ZM211 61V62H210ZM218 61V62H217ZM224 61V62H223ZM229 61V62H228ZM244 61V62H243ZM176 62V63H175ZM184 62V63H183ZM195 62V63H194ZM208 64H207V63ZM225 63V66H224V64L223 63ZM232 62V63H231ZM236 62V63H235ZM238 62H240L241 63V66H240V63H238ZM243 62V63H242ZM260 62V63H259ZM168 63H170V65H168V66H171V69L173 70V71H171V69H168V66L166 65V64H168ZM176 65H175V64ZM190 64V66L191 67H189V65L187 66V64ZM197 63H199V66H198V64ZM205 63H206V65H205ZM210 63H214V64H210ZM234 63H235V65H234ZM245 63V65H244V67H243V64ZM257 63V64H256ZM179 64V65H178ZM196 64H197V68H198V71L197 70H195V69H193L192 68V66H194V68H196ZM204 64V65H203ZM209 64L211 65V66H209ZM215 64H218V65H215ZM222 64V65H221ZM232 66H231V65ZM261 66H260V65ZM165 65V66H164ZM174 65H175V67H174ZM181 65H183V66H185L184 68H183V66H181ZM204 66V67H201V66ZM239 67H238V66ZM178 66V67H177ZM209 67V72L210 73H212V72H214V74L216 75V76H218V77H216V79H215V77H214V75L213 74H208L207 73V71H208V67ZM217 66V67H216ZM223 66V67H222ZM248 66V68H246ZM250 66V67H249ZM256 66H258V67H256ZM163 67V68H162ZM164 67H165V69L167 68L170 72H169V75H165V74H168V70H165L164 69ZM187 67V68H186ZM200 67V68H199ZM232 67V68H231ZM238 67V68H237ZM254 67H256V70L254 71L253 70V72H252V69L254 68ZM155 68V69H156ZM170 68V67H169ZM175 68V69H174ZM183 68V69H182ZM196 68V69H197ZM204 68V69H203ZM212 70H211V69ZM223 68V69H222ZM229 68H231L230 70H229ZM235 68V69H234ZM237 68V69H236ZM242 68V70H243V72L240 70ZM246 68V69H245ZM252 68V69H251ZM162 69H164V71L162 70ZM186 69H188V70H186ZM189 69H191V71L189 70ZM201 69V70H200ZM218 69H220V70H218ZM248 69V70H247ZM249 69H251V70H249ZM160 70V71H159ZM184 70V71H183ZM219 71V73L217 74V72ZM238 72H237V71ZM240 70V71H239ZM245 70V71H244ZM141 71V70H140ZM161 71H163L164 72V75H159V76H157L158 74H160V73H162ZM166 71H167V73H166ZM187 71V72H186ZM190 71V72H189ZM192 71H194V72H192ZM228 71V72H227ZM231 71V72H230ZM237 72V75H236V73L234 74V77H233V74H232V72ZM143 71H141V73H142ZM160 72V73H159ZM174 73V72H178V73H175V74H172V73ZM198 72H199V74H202V75H199L198 74ZM227 72V73H226ZM256 74H255V73ZM262 72H264V69H263V71ZM144 73V72H143ZM191 73V74H190ZM232 74V77L231 78H233V81H231L232 79L230 78V77H228V76H231V75H228V74ZM245 73V75L247 76H244V78H242L243 77V75L242 74H244ZM252 73H254L253 75H252ZM163 74V73H162ZM181 74V76H179V75ZM187 74V75H186ZM192 74H194V77H195V75H197V77L196 78H194L193 76H192ZM239 74H241V75H239ZM258 74V75H257ZM174 75H178V77L179 78H177V76H174ZM184 76V78H183V76ZM191 75V76H190ZM204 75V76H203ZM208 75V76H207ZM210 75V76H209ZM211 75H213V76H211ZM251 75V77L252 78H249V76ZM261 77H260V76ZM152 76V77H151ZM157 76V78H155ZM164 77L163 79H166V80H164L163 82L161 81L162 79L160 78V77ZM166 76V77H165ZM172 76H174V77H176V78H172L171 79V77ZM189 76V79H190V83H189V79L187 78ZM207 76V77H206ZM224 76H226V77H224ZM241 76V77H240ZM258 78H257V77ZM183 79H182V78ZM186 77V78H185ZM200 77V78H199ZM203 77V78H202ZM212 78V79H210V78ZM228 77V78H227ZM236 77H238L237 78V80H236ZM168 78V79H167ZM180 78H181V80H180ZM197 78H199V79H197ZM202 78V79H201ZM207 78V79H206ZM214 78V79H213ZM222 78L224 79V80H222ZM240 78H241V82H240ZM246 78V79H245ZM157 79H159V80H157ZM176 79V80H180V82H176V80L174 81V80ZM195 79H197L196 81H195ZM225 79H226V81H225ZM250 79L252 80V82H255V83H253L252 84V82L250 81ZM253 79H254V81H253ZM255 79H257V81L255 80ZM259 79V80H258ZM261 79V80H260ZM184 80H186L185 82H184ZM198 80H200V82L202 81V84L200 85V82L198 83L197 81ZM211 80H213V81H211ZM217 80H218V82H217ZM228 80V81H227ZM149 81H151V82H153L152 84H154V85H152L151 84V82H149ZM156 81L157 82H159V83H156ZM170 81V82H169ZM209 81V82H208ZM212 83H211V82ZM223 81H225V82H228L227 83V86L229 85V87H231V89L229 88V87H227L224 83H221V82H223ZM237 81H239L238 83H240V85L238 84V83H236ZM174 82H175V84H174ZM234 83V84H230V83ZM245 82V84H243ZM163 83V84H162ZM171 83V84H170ZM184 83H186V84H184ZM194 83H196V85H197V83L199 84V85H197L198 87H196L195 85H194ZM206 83V84H205ZM207 83H211V84H209V85H207ZM257 83L259 84V85H257ZM166 84V85H165ZM168 84H169V86L170 87H167L168 86ZM176 86L174 89H176V90H180V91H178V92H176V91H174V89H172L174 86ZM178 84H180V86L178 85ZM204 84H205V87L206 88H204V89H202V87L204 86ZM238 84V85H237ZM260 84H262V85H260ZM155 85H157L156 87H158V88H155ZM160 87H159V86ZM163 85H165V86H163ZM185 85V86H184ZM188 85V86H187ZM237 85V86H236ZM242 85V87H240ZM251 85H253V86H255V85H257V86H255L254 88L251 86ZM161 86H163V89H162V87ZM183 86H184V88H183ZM187 86V87H186ZM191 86V87H190ZM200 86V87H199ZM208 86V87H207ZM210 86V87H209ZM217 86H219V87H217ZM225 86V87H224ZM245 86V87H244ZM249 86L250 87H252V91H250V88H249ZM261 87L262 89H258V87ZM212 87V88H211ZM235 87H236V89H235ZM249 89H248V88ZM154 88V89H153ZM165 88V89H164ZM181 88V89H180ZM185 90V88H186V91H188V93L187 92H185V93H187L186 94V96H185V93L183 94L182 93V91L184 92V90ZM219 90L220 89V91H218L217 89ZM226 90H225V89ZM228 88V89H227ZM240 88V89H239ZM255 88H257L256 90H255ZM156 89V90H155ZM160 89H162V91H164V93L163 92H161L160 91ZM191 89V90H190ZM197 89V90H196ZM200 89H202L201 91H200ZM205 89H206V91H205ZM255 91H254V90ZM157 90H159V91H157ZM212 90H213V92H212ZM174 91V92H173ZM191 91V92H190ZM203 91V92H202ZM215 91V92H214ZM223 91V92H222ZM226 93H225V92ZM228 91V92H227ZM251 92V94H250V92ZM171 92H173V94H174V96H173V94H171ZM198 92H200V94H198ZM202 92V93H201ZM204 92H206V93H204ZM231 92V93H230ZM162 94V97H161V94ZM212 93V94H211ZM233 93V94H232ZM237 93V94H236ZM250 94V96H249V94ZM259 93V94H258ZM160 96H158V95ZM165 94V95H164ZM170 94V95H169ZM206 95V97H208L206 100H204L206 97H205V95ZM219 96H221V97H218V95ZM258 94V95H257ZM262 94V96H260ZM172 95V96H171ZM189 95V96H188ZM202 95V96H201ZM211 95H213V96H211ZM217 95V96H216ZM231 95V96H230ZM237 95V97H235ZM240 95V96H239ZM158 96V97H157ZM171 96V97H170ZM176 96V97H175ZM184 96L186 97V99L184 98ZM203 100V101H201V99H199V97ZM229 96V97H228ZM164 97H165V100H164ZM175 97V98H174ZM178 97V98H177ZM205 97V98H204ZM227 99H226V98ZM245 97L246 98H250V99H246V100H244L245 99ZM253 97V98H252ZM259 97V98H258ZM157 98V99H156ZM159 98H160V100H159ZM172 98L173 99H175V103L178 105V107L180 106V109L179 110H177L178 109V107H176L177 105L173 102L172 103ZM196 98H197V100H196ZM212 98V100H210ZM217 98V99H216ZM219 98V99H218ZM256 98H258V100L256 99ZM177 99H179V100H177ZM201 101L200 103H199V100ZM231 99V100H230ZM235 99V100H234ZM254 99V100H253ZM168 100V101H167ZM184 102H186V103H182L183 101ZM243 100V101H242ZM250 100H253V102H251ZM261 100V101H260ZM165 101V102H164ZM167 101V102H166ZM170 101V102H169ZM178 103H182V106L184 107V110H183V108H182V106H181V104H178ZM198 101V102H197ZM205 101H210V103H211V105L213 106H210L209 105V102H205ZM212 101H214V102H212ZM229 101V103H227ZM231 101H234L233 103L231 102ZM235 101L237 102V103H235ZM249 101V102H248ZM202 102H204V103H206V104H208V105H206V104H204V103H202ZM219 102V103H218ZM220 102H222V104L220 103ZM248 102V103H247ZM166 103H168V105L166 104ZM169 103H170V105L172 104V107L171 108H169L168 106H170L169 105ZM190 103L192 104V105H190ZM201 103L203 104V105H205V106H203V105H201ZM213 103V104H212ZM236 104V105H238V106H235L234 108L232 107L233 106V104ZM240 103V104H239ZM245 103V105H246V108H245V106H243V104ZM173 104H175L176 106H174V108H173ZM195 104H197L196 105V107H195ZM217 104V105H216ZM221 104V105H220ZM229 106V107H226L227 105ZM234 104V105H235ZM250 106H249V105ZM251 104H252V106H251ZM256 104V105H255ZM199 105H200V107L202 108V109H200V107H199ZM240 105H242V106H240ZM259 105H261V106H259ZM198 106V107H197ZM205 107L206 108V106H209V107H211V109L209 108L208 109V107L205 109V111H204V109H203V107ZM215 106V107H214ZM259 106V108H257ZM167 107H168V109H167ZM175 107H176V109H175ZM221 107V108H220ZM229 108L231 111L233 110V112H231V111H229L228 109H223V108ZM231 107V108H230ZM251 107H254V108H252V110H249V111H252V112H250V113H248V109ZM256 107V108H255ZM164 108H166L165 110H164ZM175 109V110H173V111H175V112H172L171 111V109ZM182 108V109H181ZM188 108V109H187ZM192 110H190V109ZM215 108V109H214ZM218 109V112H217V109ZM236 108V109H235ZM245 108V109H244ZM250 108V109H251ZM198 109H200L199 111H198ZM212 109H214L213 111H215V112H217L219 115L217 116V114L216 115H214L215 114V112H213L212 111ZM219 109H223V111H222V113L224 112V110H225V115H227V116H229V117H232V114H234L235 113V115H236V117H235V115H233V117H232V119L230 120L227 116H225L224 114H222L221 113V110H219ZM245 110V113H247V114H245L244 113V110ZM258 109V110H257ZM165 111V112H163V111ZM166 110H168L169 111V113L170 112H172L171 114H169L168 115V111H166ZM183 111L184 113H181V111ZM189 110V111H188ZM204 112H203V111ZM211 111V113H213V115L210 113V111ZM228 110V111H227ZM239 110H242V111H239ZM180 111V112H179ZM196 111H198V112H196ZM206 111H208V113H210L211 114V117H209L210 116V114L208 115L207 114V116H206ZM227 111V112H226ZM237 111V112H236ZM247 111V112H246ZM163 112V116L162 117H160V115H162V114H160V113H162ZM188 112H190V113H192V112H194V114L192 113V114H188ZM221 113V115L222 116H224V117H222V120H221V118H220V113ZM242 112H243V114H242ZM258 112L260 113V114H258ZM164 113H166L167 115V117H165V114ZM174 113V114H173ZM177 115H176V114ZM205 113V114H204ZM229 113H230V115H229ZM232 113V114H231ZM239 113H240V117H239ZM252 113V114H251ZM160 114V115H159ZM179 114H182V115H179ZM200 114H202V115H204V117L203 116H199ZM251 116H250V115ZM253 114H254V117H253ZM256 114H257V119H256ZM171 115V116H170ZM190 115H192V118L190 117ZM193 115H197L196 117L195 116H193ZM241 115H242V118H241ZM246 115H249V116H247L246 117ZM173 116V117H172ZM180 116V117H179ZM212 116L214 117V118H212ZM244 116V117H243ZM199 117H203V118H200V119H203L202 121L201 120H199ZM208 117V118H207ZM228 118V119H226V118ZM165 118H166V120H165ZM176 118V119H175ZM219 118V120H217ZM225 118V119H224ZM239 118V119H238ZM250 118V119H249ZM251 118H253V119H251ZM197 119V120H196ZM205 119H206V121H205ZM210 119V120H209ZM213 119H215V121L213 120ZM235 119V120H234ZM245 119H247V121H249L250 120V122H244L245 121ZM249 119V120H248ZM257 121H256V120ZM193 120V121H192ZM194 120H195V122H194ZM200 121V122H197V121ZM224 120V121H223ZM227 120H228V122H227ZM232 122L231 124L233 125L234 123L233 122H235V127L233 128L232 127V125H230L231 127H232V130L230 129V126L228 125V127H225V126H227V125H225V122H226V124H228L230 121ZM234 120V121H233ZM239 120V121H238ZM168 121H170V122H173V124H175V125H173V124H171L170 122H168ZM204 121L206 122V124L208 123V126L210 127L212 124H214V125H212V127H211V129H209L208 128V130L206 131L205 129H206V124L204 123ZM210 121H212L211 123H210ZM238 122V125H239V123L241 124L240 126H238L237 125V122ZM252 121V122H251ZM261 121V122H260ZM162 122V123H161ZM168 122V124H166ZM175 122V123H174ZM192 123V124H189V123ZM202 122V124H199V123H201ZM215 122H218L217 124L215 123ZM219 122L221 123V122H224L223 124H219ZM176 123H178V124H176ZM183 123V124H182ZM189 124V127L187 126V128H184L185 127V125H188ZM197 123V124H196ZM244 123V125H242ZM247 124V129L245 128V126H246V124ZM261 123L262 125H259V124ZM164 124L166 125V126H164ZM170 124V125H169ZM199 124V125H198ZM205 124V125H204ZM211 124V125H210ZM230 124V123H229ZM250 124V125H249ZM159 125V126H160ZM184 125V127H182ZM191 125L194 127L193 129L191 128ZM194 125H196V126H194ZM203 126V128L202 127H200V126ZM217 125H219V126H217ZM225 125V126H224ZM249 125V126H248ZM169 126H171L170 128H169ZM178 126V127H177ZM198 126V127H197ZM207 126V127H208ZM217 126V127H216ZM224 126V127H223ZM234 126V125H233ZM164 127H168L167 129L169 130V133H167V134H171L170 136H168V135H166L167 137H165V134L166 133H164V132H167V129H165ZM215 127H216V129L219 131V133H220V131H221V133H220V135L217 133L218 131H214V133H212L213 132V129L215 130ZM244 127V128H243ZM158 128V127H157ZM175 128V129H176ZM179 128V129H178ZM192 129V133L194 134L195 132L197 133H195V136L196 137H194V135L193 134H191V132H190V130ZM195 128H198L199 130H202V131H206V132H203L202 133V131H200L199 132V130L197 129V131H196V129ZM228 131L226 134H225V132H226V130ZM235 128H237V129H239L238 131H236L235 130ZM240 128L241 129H244V130H246V131H243V130H240ZM164 129H165V131H164ZM185 129H189V132L190 133H186V132H184V130ZM221 129V130H220ZM225 131H224V130ZM229 129V130H228ZM173 130V132H174V134H172L170 131H172ZM176 130V131H177ZM222 130L224 131V133L222 132ZM249 130V131H248ZM160 131L162 132V134L160 133ZM195 131V132H194ZM209 131V132H208ZM229 131H230V133H231V135H233L234 133V136H230L231 138H229V136L228 135H230L229 134ZM235 131V132H234ZM240 131H241V133H240ZM263 131V132H262ZM209 134H208V133ZM233 132V133H232ZM237 132V133H236ZM238 132L242 135H240L241 136V138L239 137V134H238ZM248 133V135H247V137L246 136H244L245 134H242V133ZM262 132V133H261ZM178 133V132H177ZM184 133H186V135L184 134ZM205 133V134H204ZM182 134V135H181ZM191 134V135H190ZM208 135L207 137H205V135ZM212 134V135H211ZM238 134V135H237ZM185 135V136H184ZM202 135V136H201ZM209 135H211V136H209ZM220 136V137H218V136ZM221 135L223 136V135H226L228 138H229V140H231V142L229 143V141L227 140L228 138L226 137V136H223V139H222V137H221ZM259 135H260V137H259ZM262 135V136H261ZM198 136V137H197ZM235 136H237V137H239V138H235ZM169 137V138H168ZM205 137V138H204ZM210 137V138H209ZM225 137L227 138V139H225ZM234 137V139L233 140H237V141H233L232 140V138ZM245 137V140H246V138H247V140L246 141H244V138ZM167 138V139H166ZM175 138V137H174ZM174 138H172L171 137V139H170V141L171 142H173L172 144H170L171 146H173V147H175V146H177V147H181V144H182V142H183V140L180 138L179 140L177 139V138H175V139H177V140H175ZM184 138V140H188V139H185ZM190 138H189V142H191L192 140H190ZM206 138H208V139H206ZM222 139V140H221ZM243 139V140H242ZM172 140H175V142H180V140H182L181 141V144L180 145H176V143L174 142V141H172ZM205 140H206V144H204L205 143ZM225 140H227V142H228V144L229 145H231V143L233 142V144H235L234 146H233V148L234 149H230V148H232V147H230V146H228V144H227V149H228V147H229V151H234L233 153L234 154H236L235 152H237V155H234L233 153H231V152H229L228 153V151H227V153L229 154V155H227L226 154V157L227 156H230L231 154H233V155H231L230 157H228V158H230L229 160H228V158H226L225 156H221V158L219 157L220 155H222V154H224V153H226V152H224V151H221V150H227L226 149V147H225V145H226V141ZM259 140H261V141H259ZM187 141V144H189V142ZM242 141V142H241ZM251 141V142H250ZM184 142H186V141H184ZM249 142V143H248ZM258 142V143H257ZM218 143H221L220 145H218ZM222 143H223V145H224V147L225 148H223L222 149V147H223V145H222ZM247 143V144H246ZM252 143V144H251ZM261 145H260V144ZM184 145H186V143H183ZM196 144V143H195ZM213 144V145H212ZM232 144V145H233ZM250 144H251V146H250ZM256 144H259V147H257V146H255ZM184 145L182 146V147H184ZM191 145H192V143H191ZM209 145V146H210ZM222 145V146H221ZM231 145V146H232ZM238 146V147H235V146ZM240 146V147H239ZM250 146V147H249ZM179 147V148H180ZM181 147V148H182ZM249 147V148H248ZM253 147H257V148H253ZM214 148V149H213ZM235 148H237L236 150H235ZM241 148H243V150L241 149ZM250 148H252L253 149V151H251L252 149H250ZM250 149V150H249ZM239 150H242L241 152L239 151ZM254 150H256V151H258V152H256V151H254ZM264 150V149H263ZM243 155V156H245V155H251V156H253L254 157V155L256 156L257 154H259L257 157H255V160L254 159H251V158H253V157H251V156H246V158L245 157H243V156H241V158H240V153ZM243 151H244V153H243ZM209 152V153H208ZM224 152V153H223ZM251 154H250V153ZM252 152L254 153L255 152V154L253 155L252 154ZM220 153V154H219ZM247 153V154H246ZM211 154V155H210ZM212 154H213V156L215 157H213L212 156ZM238 154H239V156H238ZM264 154V153H263ZM260 155H262V156H260ZM197 156V155H196ZM195 156V157H196ZM201 156V155H200ZM200 156H197V157H199L200 158ZM211 156V157H210ZM216 156H217V158L219 159V161H220V159H222L224 162H225V164H224V162H222L221 164L220 163H218V165L217 164H215L216 162H219V161H214V159L215 160H218L217 158H216ZM235 156H238V158H239V160L241 159V161H238V158L237 157H235ZM210 157V159H207V158H209ZM214 159H213V158ZM223 157V158H222ZM225 157V158H224ZM232 157V158H231ZM233 157H235L234 158V160H233ZM243 157V158H242ZM248 157V158H247ZM251 157V158H250ZM237 158V159H236ZM204 159V158H203ZM227 159V161H225ZM235 162H233L232 160ZM243 159V160H242ZM249 160V161H247V160ZM247 162H246V161ZM252 160L255 162V161H259L260 163H257V162H255L256 164H258V165H260L258 168H257V166L258 165H254L255 163H253L252 162ZM212 161H214V162H212ZM230 161H232L233 162V164L231 163L230 164ZM253 163V165L251 166L250 164H252L251 162ZM236 162H238V163H241L242 165H241V167H238L239 165H238V163H236ZM245 163V164H243V163ZM250 162V163H249ZM212 163H213V165H212ZM230 164V165H232L233 167H234V165L235 166H237V167H235V168H233L232 166H230V165H228V164ZM263 163H264V161H263ZM219 164H220V166H219ZM222 164H224L223 165V167L224 168H222ZM227 164V165H226ZM249 164V165H248ZM214 165H216V166H219L220 167V169L222 170L223 169V171H220V169H218L217 170V168H216V166H214ZM247 165V166H246ZM210 166V167H209ZM244 166L245 167H248V168H246L247 169V173L248 172H250V171H253V173L251 172V174H249V179L247 178L248 177V174L247 173H245V172H242L243 170H244ZM255 166H256V169H255ZM212 167L214 168V169H216L217 171L216 172H213V170L214 169H212ZM229 167H231V170H233V171H227V170H230V168ZM251 167V168H250ZM227 170H226V169ZM237 168V169H236ZM254 168V169H253ZM207 169V170H206ZM213 173H211L209 170ZM225 169V170H224ZM246 169L244 170V171H246ZM249 169V170H248ZM260 169H262V170H260ZM236 170H237V172L239 171V170H241V172L239 171L238 173H239V175H237L238 173L236 172ZM255 170V171H254ZM258 170H260L261 172H259ZM224 171H226V172H224ZM237 173H235V172ZM256 171H258L259 173H257ZM217 172H219V173H217ZM220 172H221V177H219V174H220ZM232 173L231 175L229 174V173ZM254 172L256 173V175L254 174ZM214 173H216V174H218L217 175V177H214ZM223 173H225L224 175L226 176L225 178H224V175H222ZM237 175V177L239 176V178H236V175ZM240 173H242V175L240 174ZM215 174V175H216ZM234 174V175H233ZM247 174V175H246ZM229 175V176H228ZM235 177V179L233 178V176ZM260 176V178H257V176ZM211 176V177H210ZM241 176H242V178H241ZM246 176V177H245ZM252 177V179L255 177V180L253 179H251V177ZM258 176V177H259ZM262 176V177H261ZM229 178V180L232 178L233 180H231V181H229L228 180V178ZM244 177V178H243ZM217 179V181L216 180H214V179ZM218 178L220 179V180H222L221 182H220V184H217V183H219V181L220 180H218ZM225 179V181H224V179ZM240 178L243 180V179H246V180H244L243 182H245V184H246V181L248 182L249 180H250V184H246V185H244V183L242 184V180H240ZM256 178H257V183H261L260 185L259 184H257V183H255L256 182ZM212 179L214 180V182H212ZM237 179H239V180H237ZM248 179V180H247ZM260 181H259V180ZM209 180L211 181L210 183H209ZM252 180V181H251ZM229 181V182H228ZM235 182V183H233V182ZM253 181H255V182H253ZM223 182H227L226 184L229 186H227V185H225V183H223ZM231 182H232V184H231ZM238 182V183H237ZM241 182V183H240ZM239 185H237V184ZM255 183V184H254ZM263 183V184H262ZM213 184V186H211ZM216 184V185H215ZM234 184H236V185H234ZM241 184V185H240ZM254 184V185H253ZM219 185H223L222 187L221 186H219ZM248 185L251 187V191L250 192H252L251 194H250V192L247 190V189H249L250 187H248ZM259 185V186H258ZM263 187H262V186ZM225 186V188H226V186H227V188L228 189H226L225 190V188H223ZM240 186H242L243 188H245V190L241 187L240 188ZM245 186H247V187H245ZM253 186V187H252ZM230 187H237V191L234 189V188H230ZM255 187H262L261 188V191L260 190H258L257 188H255ZM223 188V190H221ZM240 188V189H239ZM257 189V192H255V191H253V190H255V189ZM231 189H233L234 191H232ZM230 190V191H229ZM243 192H247L246 194H244V193H241L242 191ZM227 191V192H226ZM263 191V192H262ZM226 192V193H225ZM231 194H230V193ZM232 192L235 194H232ZM260 192H262L261 194H259ZM226 194V195H224V194ZM228 193H229V196H228ZM237 193L239 194H241V196H239V195H237ZM223 194V195H222ZM257 194V197H261V199L260 198H257L256 196H255V198L253 197L254 195H256ZM259 194V195H258ZM218 195H220V196H218ZM244 195V196H243ZM249 195V196H248ZM253 195V196H252ZM224 196V197H223ZM228 196V197H227ZM230 196H231V198H230ZM235 196V197H234ZM237 196H239V197H243V199H238L237 198ZM246 196H247V199L251 196V198H249L248 200H246ZM252 197L255 199H252ZM227 198V199H226ZM233 198V199H232ZM237 198V199H236ZM256 198L259 200H261V201H263V202H261V201H256ZM243 200H244V202H243ZM256 201V202H254V201ZM250 202L251 203V205L252 206H256V208H255V206L252 208V209H250V207H251V205H250V203H249V207H246L245 205L247 204L248 205V202ZM247 202V203H246ZM261 202V203H260ZM244 203H246V204H244ZM253 203H254V205H253ZM258 203H259V205H258ZM238 204V205H237ZM258 205V207H257V205ZM260 204H261V206H260ZM241 206V207H240ZM245 206V207H244ZM262 207H263V209H262ZM259 208V209H258ZM261 208V209H260ZM258 209V210H257ZM261 211L263 212V213H261ZM263 214V215H262Z\"/></svg>", "mask_w": 264, "mask_h": 264}, {"label": "water", "instance_id": "3", "mask_svg": "<svg viewBox=\"0 0 264 264\" xmlns=\"http://www.w3.org/2000/svg\"><path fill=\"white\" fill-rule=\"evenodd\" d=\"M30 31V29H29ZM67 36V35H66ZM15 41H18V39L15 38ZM33 42V41H32ZM26 43V42H25ZM24 43V44H25ZM22 45V42L20 43ZM43 44V43H41ZM32 46V43H31ZM44 45L41 47V50L43 49ZM70 47H75L74 44H71ZM40 48V47H39ZM73 49H72V53L69 54V58L67 60V63L65 64V66H62L63 68L61 69V67H56L55 62H51L52 63V68H53V80L56 81V87L53 86V88L50 90V95L49 98H53L56 93H55V89H58L59 92V105L57 107V110L55 111L56 114V119L58 118H62V120L57 121L55 123V125L52 126L51 125H47L46 123V127L43 129L45 130L48 135V140L49 142H51L50 145L56 144L59 141L60 136L62 135V132L64 131V129L67 126V130L63 133V142L61 143V146L59 148V152L61 153H66L65 155L67 156L68 154H70L69 157V163L66 168L63 167L61 164L57 165V170H64V172L68 171V168L72 167V169L69 171L68 174H65L66 177H62L63 175L58 173V175L55 177L56 179L54 181L55 184L53 187L56 188V190L54 189V194L58 195L59 192H61V190L64 188V186L67 188L71 187L73 189V193L75 194V192H77V190H79V188H81L83 186L82 181L83 180H87L89 178L88 182H99L101 179H107V177H110V175L112 173H96L95 175L92 176V174H94V171H90V176L87 177L85 176V174H82L83 177H87L84 178L82 181L81 179L79 180V173H86L87 170L91 169L92 167H98L96 166V164L98 163H102L105 159L107 158H112L113 156H116V146L115 144H113L112 146H109V144L107 143V139H108V132L110 130V128H108V126H106V128H100L99 125L96 123L98 120L102 119V114L105 113L106 118H103L104 120H109L110 122L113 121L114 118H116V112L114 111L115 107H116V111H118L119 115H118V121L123 119L122 115H120L119 112V108L117 107V105L115 106H111L110 105V101H109V96H107V92L108 91H103L101 94L102 96H100L99 92H100V87H102L104 84L102 83V81L98 78V76H96L95 74L90 76V77H83V76H78L76 75L75 77H78L77 79L74 78L72 79V75L71 71H76L78 72L79 66L74 70H70L71 69V63H70V59L72 57L73 54ZM44 58L45 60H47L48 62L45 65V70L47 68V65L50 63V61L54 60L52 56L47 57L46 55H44V53L41 52V55H39V58H37L36 62H35V66H38L40 64L41 59ZM51 59V60H50ZM81 57L78 58V61H76L77 63H79L81 61ZM57 61V60H56ZM74 62V61H73ZM25 64V62L23 63V65ZM22 65V67H23ZM21 67V68H22ZM57 68H60L59 70ZM21 70V69H20ZM25 70H29L28 67ZM35 71V69H34ZM34 71L33 73H30L31 75L34 76ZM98 70H94V72L96 73ZM36 73V72H35ZM79 73V72H78ZM64 79L65 84H61V80ZM33 81V77L31 82ZM30 82V83H31ZM27 85H23L21 88L24 89V91L27 90ZM88 91V93L86 92ZM76 92H82V95L84 97V105L81 106V108H83L81 111L80 110H76L75 107H72L74 105V101H75V93ZM107 93V94H106ZM88 95H92L90 98H88ZM96 98L97 102H95L96 100H94ZM35 99V98H34ZM89 99H93L94 103H88ZM47 99H45L46 101ZM57 101V103H56ZM53 101L51 103V108H56V105L58 104V100ZM34 102V100H33ZM33 102L32 104H30L31 106H33ZM48 104H44L43 105V109L41 110V113H39V116L42 118V115L44 112L47 111V106ZM131 106L135 105V100L131 102L130 104ZM34 108V107H33ZM111 109H113V111H111ZM64 111V114L66 115V120L63 116H61V111ZM27 111V110H26ZM27 114H31V119L30 121H32L33 119V112L31 111H27ZM101 115L102 117H98V115ZM102 119V120H103ZM41 120V119H40ZM65 121V122H64ZM8 122H10V120H8ZM31 125V124H29ZM33 126V125H32ZM32 126H29V128H31ZM51 130H48L50 129ZM128 133L130 134V138H128L127 140H133V132L131 131V129H127ZM66 134V135H65ZM113 133H111L112 135ZM104 144V145H103ZM126 145V144H124ZM127 147V146H126ZM136 145L133 144V149L129 148V152L131 151H135ZM122 150V149H121ZM103 151V152H102ZM120 151V150H119ZM127 151V149H126ZM107 154V155H106ZM104 155V157H103ZM130 156V162H132V158H135L134 153H129ZM79 158H86V160H84V168L82 169H77V164L79 162ZM82 159V160H83ZM67 161V163H68ZM125 160H123L122 164L124 163ZM93 163V164H91ZM76 164V165H75ZM89 164H91V167L89 168ZM109 164H111V162H109ZM108 164V166H109ZM61 166V167H60ZM88 168V169H86ZM107 168V167H105ZM45 169V168H43ZM149 167L145 168V172L149 171ZM56 170V169H55ZM54 170V171H55ZM116 168L112 171H115ZM43 171V170H42ZM107 171V170H106ZM111 171V172H112ZM78 173V175H77ZM57 174V173H55ZM128 175H130V179L133 178L135 176V173H128ZM149 175H151V173H149ZM73 176L76 177L75 183L73 184ZM51 179V178H50ZM49 179V180H50ZM67 180V184L65 185V181ZM53 182V180H51ZM137 183H135L136 185ZM114 185V182H113ZM147 186V184H145ZM114 187V186H113ZM67 188V189H68ZM118 188V189H117ZM126 187H124L122 184L118 183L116 186V196L119 197L122 193V191L125 189ZM138 189V185L136 187ZM141 190L139 191V193L141 192V195L139 197V202H140V206L138 207V205H133L132 207L129 208V206L126 205L125 199L121 198V200H118V203L116 205V217H113L110 219V223H113L115 226V230L113 233V236H115L116 234V238L114 237V243L110 244V240H105L104 239V234H103V229L99 230L97 235H91V239H95V240H103L101 243H98V249L99 252L104 253L103 252V248L105 246L113 245L110 249V252L113 254L114 252H116L115 254H119V253H123V251L126 252L127 255H132L135 258L140 257V252H142V249L140 248V235L142 234V231L144 229V225L146 224H150V228H154L155 224L157 222L160 221L161 219V215H170V211H167V207L168 204L163 205V201L161 199H158L157 197H155L154 194H152L151 192L149 193L148 188L147 190L142 189V187L140 188ZM67 193V190H66ZM84 194V193H83ZM85 197V194H84ZM83 197V198H84ZM106 199V197H105ZM138 200V199H137ZM136 200V201H137ZM80 200H78L77 196L75 197V206L81 210L80 208ZM106 201H104L103 203H105ZM103 203H100L98 205V207H102ZM108 203V202H107ZM243 205V204H242ZM148 206V207H147ZM109 208V206L106 204L101 211L102 216L101 218L106 217V209ZM142 209V210H140ZM140 210V211H139ZM70 213H72V207H69L68 210ZM149 213H145L148 212ZM108 212V210H107ZM239 212H243V210H240ZM130 215V219L128 221H126V214ZM152 215H149V214ZM147 215V217H146ZM180 215V214H179ZM72 216V214L69 216V218ZM68 219H65V221H62V225H59L62 229L65 227L66 224H68ZM235 216L232 215L230 216V219H234ZM13 219H11L12 221ZM115 220H116V224H115ZM77 225H82V221H79L77 223ZM230 227V226H229ZM225 227V231L227 230H232L230 228ZM36 228V227H34ZM113 229V226H109L106 231H110L111 229ZM37 229V228H36ZM99 245H103L104 247H100ZM109 247V246H108ZM19 253L18 257H17V264H26L28 262V258L26 257L27 255H29V251H27L26 249H23L19 252L16 253V255ZM69 258L66 261V264H86L85 260L87 259V252H77L74 249L69 250ZM114 254V255H115ZM31 255H34V252L31 253ZM30 256V255H29ZM264 262V258H261L258 263L259 264H264L262 263ZM150 264V260L149 261H145V263L143 262V264ZM32 264H38L37 261L34 260V263ZM111 264V263H110Z\"/></svg>", "mask_w": 264, "mask_h": 264}]
</instances>
